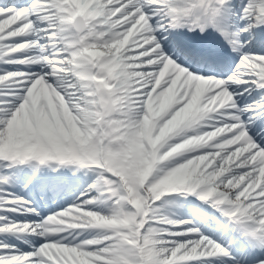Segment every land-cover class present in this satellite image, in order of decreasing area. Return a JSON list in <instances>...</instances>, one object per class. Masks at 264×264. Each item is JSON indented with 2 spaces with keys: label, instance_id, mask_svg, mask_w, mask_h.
Instances as JSON below:
<instances>
[{
  "label": "snow or ice",
  "instance_id": "1",
  "mask_svg": "<svg viewBox=\"0 0 264 264\" xmlns=\"http://www.w3.org/2000/svg\"><path fill=\"white\" fill-rule=\"evenodd\" d=\"M0 264H264V0H0Z\"/></svg>",
  "mask_w": 264,
  "mask_h": 264
},
{
  "label": "bare ground",
  "instance_id": "2",
  "mask_svg": "<svg viewBox=\"0 0 264 264\" xmlns=\"http://www.w3.org/2000/svg\"><path fill=\"white\" fill-rule=\"evenodd\" d=\"M245 95H247V93L245 94ZM25 169H27V166H23ZM15 170H10V172L8 173L10 176H11V173L12 172H14ZM44 171V170H43ZM61 172V171H60ZM41 173V172H40ZM62 173H64L66 176H67V182H69V184H71V186H73V185H75L76 187L75 188H78L77 189V191H76V194L74 195V198L76 199V197L77 196H79V194H80V192L81 191H83V189L87 186V183H91V179L92 178H94L93 176H89L87 179H75V177H73L72 176V174L70 173V172H67V173H65V172H62ZM59 174V173H58ZM91 174V173H90ZM40 174L38 173L37 174V176H36V178L34 179V180H32V182L29 184L28 183V179H27V177L24 175V174H21V176H20V179L19 180H21V181H24V185H26L27 184V186H29L30 187V189L32 188V187H34V188H36V189H38V187L35 185V181L36 180H38V176H39ZM45 175V177H46V180H52V179H54V176H51V174H49V171L46 173V174H44ZM40 177V176H39ZM79 182H83L81 185H79L78 183ZM61 186H62V184H61ZM40 188H42V185H41V187ZM66 188V187H65ZM9 192H14L16 195H21V196H23L25 199H27V198H30V195L28 194V193H21V192H19L18 191V189H17V185L15 184L14 186H12V187H9L8 189H7ZM21 190V189H20ZM48 191H51V189H48ZM67 196V195H66ZM44 198H42V203L44 204V206H46V207H48L49 208V206H50V202L48 201V200H46L47 198H46V196H43ZM68 197V196H67ZM64 199H66V197H64ZM63 200V198L60 200V201H58L57 202V208H58V206H61L62 204H64V203H66L67 201H62ZM191 200V201H190ZM188 199V201H189V203H186V202H184V201H182V200H178L177 201V204L178 205H180V203L179 202H184L185 204H184V207L183 208H181V207H171L170 209H165L164 210V212L165 213H168V214H170V216L171 217H175V218H181V212L183 211V209H186V214L184 215V216H189V218H191V217H193L192 216V213H191V211H190V205H191V203H196L194 200H192V199ZM37 201V200H36ZM54 204L56 205V202H54ZM33 205H35V204H33ZM67 206H69V205H67ZM66 206V207H67ZM55 207H53L52 209H54ZM65 208V207H64ZM51 209V210H52ZM56 209V208H55ZM41 215H43V212L41 213ZM191 216V217H190ZM181 219H183V218H181ZM195 219H197V218H195ZM196 223H198V221H196ZM213 233L216 235L215 237H216V239L217 240H220L221 238H220V235H219V233H217V232H215V231H213ZM87 235V234H86ZM17 246L19 247L20 246V244H19V242H17Z\"/></svg>",
  "mask_w": 264,
  "mask_h": 264
},
{
  "label": "rangeland",
  "instance_id": "3",
  "mask_svg": "<svg viewBox=\"0 0 264 264\" xmlns=\"http://www.w3.org/2000/svg\"><path fill=\"white\" fill-rule=\"evenodd\" d=\"M78 173H81V172H78ZM78 173H76V175H78ZM39 174H40L39 176L42 175V173H39ZM82 175H83V173H82ZM89 176H92V174L89 173ZM89 176H88V177H89ZM83 177H84V175H83ZM88 177H86V178H88ZM84 178H85V177H84ZM19 184H21V183H19ZM59 185H60V183H58V186H59ZM64 186H65V184H64ZM188 199H189V200H190V199L193 200V198H191V197H189ZM190 201H191V200H190ZM179 203H180V207L183 208L185 203H184V202H179ZM70 204H72V202L69 203V204H66V206H67V205H70ZM62 208H64V206L61 207V208H59V209H57V208H56V209H52V210H50V213L44 214L43 216H46V215L52 214L53 212L59 211V210H61ZM186 212H187L186 209H183V211L181 212V218L186 214ZM165 214H167V215L170 216V214H168V213H165ZM173 218H175V217H173ZM181 218H180V219H181ZM183 219H184V218H183ZM185 219H186V218H185ZM206 234H207V233H206Z\"/></svg>",
  "mask_w": 264,
  "mask_h": 264
}]
</instances>
